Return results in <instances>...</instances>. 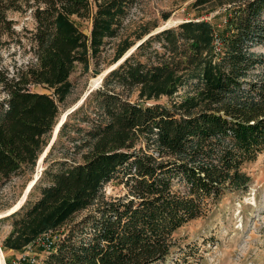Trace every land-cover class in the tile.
I'll return each mask as SVG.
<instances>
[{"label": "trees", "instance_id": "trees-1", "mask_svg": "<svg viewBox=\"0 0 264 264\" xmlns=\"http://www.w3.org/2000/svg\"><path fill=\"white\" fill-rule=\"evenodd\" d=\"M144 1L0 0V51L28 54L0 63V188L34 173L77 66L101 74L111 41L109 65L122 61L67 116L27 200L0 219L11 226L2 250L47 236L37 264H169L183 250L178 230L248 192L244 168L264 154V0H193L217 15L163 30L171 12L151 17ZM112 184L123 194L108 196Z\"/></svg>", "mask_w": 264, "mask_h": 264}, {"label": "rangeland", "instance_id": "rangeland-1", "mask_svg": "<svg viewBox=\"0 0 264 264\" xmlns=\"http://www.w3.org/2000/svg\"><path fill=\"white\" fill-rule=\"evenodd\" d=\"M192 1L145 0L142 5L151 17H159L161 12H171L170 19L162 23L161 28L173 27L188 20H211L217 15L216 10L208 12L209 9H205L198 12L190 8L189 4ZM139 13L138 7L135 8L131 18H137ZM26 23L29 28L33 27L31 21ZM89 27V23L82 25L83 31L87 34L90 32ZM117 42L111 41L103 53L101 74L94 75V66L89 73H83L82 66H77L71 76L74 90L67 100V108L65 110L62 108L64 112L61 119L79 105L90 90L101 86L103 76L115 66L109 63L113 59ZM258 51L264 52V49L260 48ZM27 59L28 54L18 47H3L0 51V63L8 68L14 67L16 63L20 65ZM34 91L50 94L42 87H36ZM161 102L165 103L166 99ZM44 167L43 163L38 164L33 174L16 176L0 188V217L24 202L28 187L41 175ZM244 171L251 178L248 192L229 195L210 214L178 230L174 240L183 250L181 252L178 250L169 264H264V154L255 162L247 164ZM105 191L108 196L123 194L122 188L113 184L108 185ZM10 231V222H0V250L4 264H30L33 260L37 263L46 256L47 253L42 252L40 248L46 241L44 238L23 253L2 250V241ZM24 257L27 261L23 260Z\"/></svg>", "mask_w": 264, "mask_h": 264}, {"label": "water", "instance_id": "water-1", "mask_svg": "<svg viewBox=\"0 0 264 264\" xmlns=\"http://www.w3.org/2000/svg\"><path fill=\"white\" fill-rule=\"evenodd\" d=\"M163 29H166V27L161 28L160 30H163ZM121 62H122V61H121ZM121 62H119L117 65H115L111 70H113L114 68H116V66H118ZM111 70H109L108 72H106V74H108ZM106 74L103 76V78L106 76ZM103 78L101 79V82H102ZM92 91H93V90H90V92L84 97V99L81 101V103H80L79 105H77L75 108H73L72 110H70V111L66 114V116L64 117V119L62 118V119L60 120L59 124L57 125V127H56V129H55V131H54V135H53L52 141H51L50 145L48 146V148L45 150V152H44V154L42 155V157L40 158L38 164L43 163L44 158L47 156V154L49 153V151H50L52 145H53L54 142L56 141V138H57L58 132H59V130H60V127H61L62 124L66 121L67 116H68L70 113H72L73 111H75L80 105H82L83 102L86 100L87 96H88ZM39 177H40V176H37V177L35 178V180H34V183H33L30 187H28V189H27V191H26V197H25L24 202L27 200V196L29 195V193H30L32 187H33L34 184L37 182V180L39 179ZM24 202H23L22 204H20V206H19L15 211H17V210H18V209L24 204ZM15 211L11 212L10 214L14 213ZM10 214H7V215H4V216H1L0 219L5 218V217L9 216Z\"/></svg>", "mask_w": 264, "mask_h": 264}, {"label": "built area", "instance_id": "built-area-1", "mask_svg": "<svg viewBox=\"0 0 264 264\" xmlns=\"http://www.w3.org/2000/svg\"><path fill=\"white\" fill-rule=\"evenodd\" d=\"M44 239L46 240L43 245L46 247V250H50L51 246H52V242L50 241V239H48L47 236L44 237ZM23 260H26L25 257L23 258ZM27 261V260H26ZM13 264H20V263H13ZM30 264H37L35 260H33L32 262H30Z\"/></svg>", "mask_w": 264, "mask_h": 264}, {"label": "bare ground", "instance_id": "bare-ground-1", "mask_svg": "<svg viewBox=\"0 0 264 264\" xmlns=\"http://www.w3.org/2000/svg\"><path fill=\"white\" fill-rule=\"evenodd\" d=\"M65 117V116H64ZM32 183H34V181H32ZM32 185V184H31ZM30 185V186H31ZM29 186V187H30ZM23 201V200H22ZM23 203V202H22ZM22 203H20V204H22ZM20 204L18 205V206H16L13 210H11L9 213H7V214H10L11 212H13V211H15L19 206H20ZM6 214V215H7ZM0 264H4V261H3V254H2V252H1V250H0Z\"/></svg>", "mask_w": 264, "mask_h": 264}]
</instances>
